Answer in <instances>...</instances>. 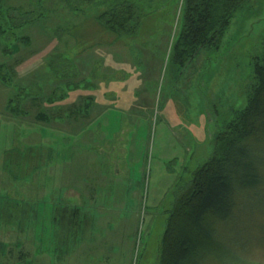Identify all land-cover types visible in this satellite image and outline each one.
I'll return each mask as SVG.
<instances>
[{"label":"rangeland","instance_id":"1","mask_svg":"<svg viewBox=\"0 0 264 264\" xmlns=\"http://www.w3.org/2000/svg\"><path fill=\"white\" fill-rule=\"evenodd\" d=\"M53 1L41 8L37 0H0L13 22L0 39V77L6 80H0V264H159L176 194L214 156V136L246 108L254 65L263 57L264 0L238 9L217 46L184 65L173 60L182 0ZM124 3L141 19L136 33L119 36L98 19ZM98 72L118 81L99 97L98 114L105 109L99 129L129 130L133 154L129 181L118 189L108 158L99 156L109 174L81 210L69 206L64 191L66 170L72 184L79 182L85 148L72 134L79 124L72 118L64 126L57 115L83 106L84 97L77 90L58 98L67 83L71 89L94 85ZM41 111L55 116L54 124L36 121ZM95 130L89 126V135ZM49 151L53 169L45 185L35 172ZM263 209L258 203V225ZM254 238L259 241V231ZM238 264H264V251L249 246Z\"/></svg>","mask_w":264,"mask_h":264},{"label":"trees","instance_id":"2","mask_svg":"<svg viewBox=\"0 0 264 264\" xmlns=\"http://www.w3.org/2000/svg\"><path fill=\"white\" fill-rule=\"evenodd\" d=\"M45 1L37 3L42 8ZM71 1L53 2L63 6ZM74 1L89 5L99 0ZM249 1L182 0V29L173 45L174 62L187 64L203 49L217 46L235 13ZM9 10L0 3V39L13 29L9 28L13 26ZM41 16L33 22L40 21ZM140 19L138 9L124 3L100 16L98 21L103 28L124 36L137 32ZM262 55L261 62L254 65V87L246 108L237 113L223 133L214 136V156L192 172L189 184L175 196L161 241L159 264H238L245 248L257 245L264 251V216L257 223V205L264 207V49ZM0 80L6 82L2 77ZM79 88L76 84L71 89L67 83L64 88L67 91L62 89L58 100L64 101L68 92ZM86 100L83 106L61 110L59 120H77L88 113L93 100ZM9 106L12 113L17 111L16 106ZM48 115L51 116L41 111L36 121L50 125L56 118ZM261 213L264 215V209ZM258 231L259 241L254 238Z\"/></svg>","mask_w":264,"mask_h":264},{"label":"crops","instance_id":"3","mask_svg":"<svg viewBox=\"0 0 264 264\" xmlns=\"http://www.w3.org/2000/svg\"><path fill=\"white\" fill-rule=\"evenodd\" d=\"M99 73L100 72H98L95 77L96 82L94 85H89L85 83L86 87L79 88L78 90L82 95L81 98L84 97V99L88 100L90 97H93V99L95 100L90 102L91 105L90 110L88 111V113L82 115L83 118L70 121L72 124H77V123L79 124V129L77 133L74 130L72 131V134L73 135L78 134L81 144V149L85 148V150L83 149V151L81 152V163L79 168L78 184H72L70 182L71 172L66 170L65 176H67L68 174V179L66 180L65 184L67 185L69 183V185L65 186L64 184V186L66 187V188L64 187V191H65V198L68 201L69 206H71V208L73 206L80 207L81 210H83L82 208L87 206L89 203L93 202V200L96 198V191L102 190L101 186L103 183V176L104 173L109 174L108 173L109 168H111L112 170L111 171V174L113 176L112 180L117 189L120 185H121L120 187H122L124 183L128 182L130 178V173L127 172V169L129 167V159L133 154L132 152L133 144L131 143L130 140L126 139L127 136L125 135L126 131L129 130L122 129L120 134L108 133L104 131L103 130L104 125L101 124L102 122H99V116L101 113L105 111V109H103L104 107L110 106L109 102H106L107 105L102 104L103 110H101L99 114H98L99 109L96 108V106L100 105L101 103L99 100L100 95L106 96L107 94H109L107 86H109V84H113V82H118V81L117 80L111 82L105 81L104 77H107L108 73L104 72L105 75H103V72L100 74ZM111 76L114 77V73H112ZM86 79L88 80V77ZM94 110H95V116L93 117L92 115ZM55 122L58 123V121ZM70 122H66L65 120H60V123H63L64 126ZM52 123L54 124L53 121ZM122 125H123L122 127L124 128L128 127L127 126L128 124L126 123L122 122ZM89 126L95 127L96 129L95 135L92 136L89 135ZM100 127L103 128L99 129ZM61 132L67 134V132L65 131H61ZM88 150H90L93 153L90 154ZM50 153H52V151H49V156L46 157V161L45 159L41 160L42 165L35 172L36 175L38 176V180L42 179L43 184L45 183V185L48 183L47 177L45 176L51 174L50 171L52 168V163H51L52 161H50ZM94 153H96V155ZM99 156L100 158L106 156L111 166L103 170L101 168L100 161H98ZM102 166H104L103 162H102ZM48 171L49 173H47ZM123 174H126V177H124ZM123 178H127L125 182H123L124 181ZM69 191L70 194L72 192L73 195L68 196Z\"/></svg>","mask_w":264,"mask_h":264}]
</instances>
